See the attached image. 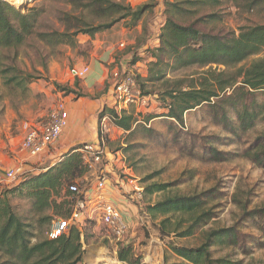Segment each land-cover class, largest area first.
Here are the masks:
<instances>
[{
	"label": "rangeland",
	"instance_id": "374dc122",
	"mask_svg": "<svg viewBox=\"0 0 264 264\" xmlns=\"http://www.w3.org/2000/svg\"><path fill=\"white\" fill-rule=\"evenodd\" d=\"M111 1H124L133 9L151 6L152 10L142 20L143 30L141 23L136 29L129 30L121 22L113 27L114 33L105 32L93 39L79 35V45L76 48L63 45L54 54L49 48L34 45V49L38 51L32 47L23 49L17 62L22 71L38 78L28 86V90L22 92L24 89L7 88L0 80V165L2 168L27 167L25 170L22 167V173L15 181L1 184L0 194L18 186L23 174L34 173L52 163L44 166L31 163L26 154L22 155L19 151L27 128L45 125L52 110L60 102L69 100L76 111H88L91 105V113L87 112L89 117L82 122L84 126L81 133L86 137L97 132L99 136L100 110L104 104L109 107L112 105L111 100H103L102 97L116 82L113 73L131 72L139 76V90L146 101L130 111L142 123L147 116L162 112L157 95L168 87L166 82H182L186 86L208 69L169 68L165 71L163 81L145 82L143 79L147 76L149 62L147 50L157 46L156 37L165 21L166 3L182 0ZM220 2L215 7L181 5L186 10L175 19L177 22L193 24L202 32L214 34H237L240 27L264 22L262 12L248 11L243 6L245 0L240 3L238 0ZM38 5L43 6L47 12L37 28L41 32H62L65 29V24L61 21L63 15L80 14V10L68 4L67 0H35L28 4V8ZM86 18L95 25L99 22L92 16ZM263 57L264 51L227 72L247 67L257 58ZM94 60H98L107 70L109 82L97 84L90 90L84 85L85 81L73 78L70 71L88 66ZM135 60L139 62L131 65ZM214 69L215 67L211 68ZM54 84L67 89V92L74 90L75 94L64 93ZM255 98L258 103L264 100L261 93ZM95 107L97 108L94 109ZM213 117V111L204 106L184 115L183 128L176 124L170 125L160 118L143 125L144 128L140 127L133 135L111 128L103 145L108 159L103 160L100 169L104 170L108 179L110 201L121 213L127 229L121 241L117 242L110 230L101 223L96 212L91 211L86 215L85 224L76 226L85 250L84 264H123L117 260V250L125 244H133L135 252L141 255V264L181 262L173 254L171 243L175 246L197 247L203 242L206 233L222 228H233L237 243L235 246L212 249L215 259H225L231 264H264V216L260 217L258 214L264 215V166H259L244 156L245 151L254 150L262 144L264 123H257L252 131L237 139L227 134L222 126L216 125ZM93 119L97 122L94 130L89 127V121ZM74 146L77 145L65 149L61 146L63 150L56 160ZM212 150L224 154L227 161H213ZM151 184H169V187L164 192L147 196L143 193V188ZM138 189H142L140 200L135 199ZM207 192L213 195L208 198V202ZM174 195H200L206 201L205 211L212 213V218L197 228L192 237L161 238L156 229L159 219L153 220L143 213L146 205ZM10 204L27 224L33 225L32 231L36 239L43 238L46 230L58 219L50 212L47 216H51V220L40 227L31 213L28 200L11 198Z\"/></svg>",
	"mask_w": 264,
	"mask_h": 264
},
{
	"label": "trees",
	"instance_id": "16d2710c",
	"mask_svg": "<svg viewBox=\"0 0 264 264\" xmlns=\"http://www.w3.org/2000/svg\"><path fill=\"white\" fill-rule=\"evenodd\" d=\"M241 1L238 0L239 3ZM67 2L80 10V14H64L61 21L65 24V29L62 32H41L37 28L42 16L47 13L43 6L27 8L23 12L8 2L0 1V80L5 87L24 89L22 92H26L28 86L38 79L18 67L17 62L23 49H34L38 44L51 49L54 54L63 45L76 48L79 45V35L93 39L121 22L129 30L136 29L141 23L143 30L142 20L152 10L151 6L133 9L124 1ZM219 3L220 0L166 3L165 21L156 37L157 46L147 50V76L141 79L151 83L163 81L165 71L169 68H208L203 74H198L186 86L182 82H166L168 87L157 95L162 112L147 116L142 123L132 111L118 112L107 104L102 106L98 120L108 117L113 126L127 135H133L140 127L156 118L183 128L184 115L187 112L207 106L213 111L215 124L222 126L227 134L237 139L252 131L257 123H264V100L258 103L255 98L258 93L264 96V57L257 58L247 67L239 68L235 72H227L264 51V22L240 27L237 34H214L202 32L193 24L177 22L175 19L186 10L181 5L215 7ZM243 6L248 11L256 10L264 15V0H245ZM86 16H92L99 21L98 24L90 23ZM44 58L43 56L42 59ZM138 62L139 60H135L131 65ZM212 67L215 69L211 70ZM128 73H118L117 80L131 75L140 89L139 76ZM54 85L58 90L67 92V89ZM67 93L75 94V91L69 90ZM84 144L70 148L58 160L34 173L23 174L18 186L0 194V264H84L85 250L77 227L71 226L57 239L47 237L49 229L43 238L36 239L32 231L33 225L27 224L10 204L11 198L28 200L31 213L40 227L51 220V216H47L50 212L58 219H69L76 198L72 187L88 172L79 152ZM211 153L213 161H227L224 154L215 150ZM244 156L259 166H264V139L254 150L245 151ZM168 187L169 184H151L143 188V193L151 196L164 192ZM207 194L208 202V198L213 195L208 192ZM205 204L206 201L200 195H174L146 205L143 213L153 220L159 219L156 229L161 238L173 236L185 239L192 237L197 228L212 218V213L205 211ZM258 214L260 217L264 216ZM86 221L87 219H82L79 225H84ZM236 243V232L233 228L211 230L197 247L175 246L171 243L173 254L181 260L172 264H231L225 259H215L212 249L235 246ZM117 260L123 264H141V255L135 252L133 244H125L118 248Z\"/></svg>",
	"mask_w": 264,
	"mask_h": 264
},
{
	"label": "built area",
	"instance_id": "2783aa9c",
	"mask_svg": "<svg viewBox=\"0 0 264 264\" xmlns=\"http://www.w3.org/2000/svg\"><path fill=\"white\" fill-rule=\"evenodd\" d=\"M10 2L6 0H0ZM89 73L88 66L74 68L70 71L73 78L84 80ZM116 80L112 89L110 100L112 107L118 112L130 111L133 107L145 104L146 98L141 96L133 76L126 75L120 81L118 74L113 73ZM67 109L65 102H60L51 112L48 122L41 126L27 128L25 136L21 142L20 150L28 158H36L47 152L54 146L67 127ZM113 126L108 117L102 118L99 122V136L96 143H85L79 152L86 165L88 172L77 185L72 187L76 193V198L72 207L69 219H57L52 223V227L47 233L49 239H57L65 234L71 226H78L86 215L94 211L97 213L101 223L110 230L115 241H121L126 232L127 225L117 207L108 197V179L104 170L100 169L103 160L108 159L105 154V139ZM119 130V129H118ZM22 167L0 169V185L15 181L20 175ZM93 178V179H92ZM82 184V187H79ZM142 189H138L135 199H142Z\"/></svg>",
	"mask_w": 264,
	"mask_h": 264
},
{
	"label": "crops",
	"instance_id": "0c3cea01",
	"mask_svg": "<svg viewBox=\"0 0 264 264\" xmlns=\"http://www.w3.org/2000/svg\"><path fill=\"white\" fill-rule=\"evenodd\" d=\"M113 30H114V28L107 31V33L112 32ZM112 33H114V32H112ZM117 33H118V31H117ZM88 68H89V73L86 76V78L83 80V82L85 81L84 85L88 89L91 90L97 84L104 83L105 81L109 82L107 80L108 79L107 78L108 72L106 69H104L103 65H101L98 62V60L91 61V64L88 65ZM109 76H110V73H109ZM111 92H112V88L110 87L108 89V91L106 92V94L102 97V99L103 100H110ZM64 101H65L67 114H68L67 127H66L65 131L63 132V134L60 137V139L58 140V142L54 146H52L47 152L43 153L42 155H39L36 158H27V159H29L28 161H30L31 163H35V164H38L40 166H44L48 163L55 162V160L58 158L59 154L65 148L71 147L73 145L84 144V143H96L98 141L97 132L95 134H93L92 136L89 135L86 137H84L83 134L81 133L82 129H83L82 126H84L82 124V122L85 121V119L87 117H89V114H87V112L91 113V107L92 106L91 105L89 106L90 108L88 109V111H86L85 109H81L79 111H76L74 109V107H72L69 104V100L65 99ZM96 108L97 107H95L94 109H96ZM94 126L97 127L96 120H94V119L90 120L89 121V127H91L94 130ZM61 146L63 149L61 148ZM59 148H61V149H59ZM21 152L22 151L20 150L19 153H21ZM22 155H24L23 152H22ZM0 164H1V160H0ZM22 167L24 170H25V168H27L25 166H22ZM9 168H16V167H10L9 166ZM9 168H6V167L2 168L0 165V169H9ZM108 197H109V193H108ZM109 200H110V198H109Z\"/></svg>",
	"mask_w": 264,
	"mask_h": 264
},
{
	"label": "water",
	"instance_id": "95a60500",
	"mask_svg": "<svg viewBox=\"0 0 264 264\" xmlns=\"http://www.w3.org/2000/svg\"><path fill=\"white\" fill-rule=\"evenodd\" d=\"M35 0H29L28 2H24V3H19V4H15L12 2H9L11 5H14L17 9L25 12L28 8V4L33 3Z\"/></svg>",
	"mask_w": 264,
	"mask_h": 264
},
{
	"label": "bare ground",
	"instance_id": "6f19581e",
	"mask_svg": "<svg viewBox=\"0 0 264 264\" xmlns=\"http://www.w3.org/2000/svg\"><path fill=\"white\" fill-rule=\"evenodd\" d=\"M6 1H10V2L15 3V4L28 2V0H6Z\"/></svg>",
	"mask_w": 264,
	"mask_h": 264
}]
</instances>
